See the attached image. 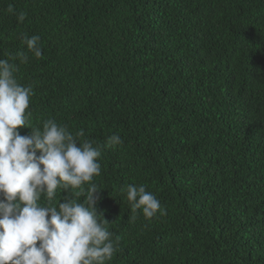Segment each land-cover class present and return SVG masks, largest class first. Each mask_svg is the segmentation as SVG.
I'll list each match as a JSON object with an SVG mask.
<instances>
[{
	"label": "trees",
	"instance_id": "obj_1",
	"mask_svg": "<svg viewBox=\"0 0 264 264\" xmlns=\"http://www.w3.org/2000/svg\"><path fill=\"white\" fill-rule=\"evenodd\" d=\"M0 59L33 87L21 135L53 119L100 148L106 264H264V0H0ZM130 184L167 214L133 219Z\"/></svg>",
	"mask_w": 264,
	"mask_h": 264
},
{
	"label": "clouds",
	"instance_id": "obj_2",
	"mask_svg": "<svg viewBox=\"0 0 264 264\" xmlns=\"http://www.w3.org/2000/svg\"><path fill=\"white\" fill-rule=\"evenodd\" d=\"M7 12L16 14L11 4ZM25 18L20 11L18 21ZM23 41L34 57L42 56L38 35ZM11 59L26 64L29 57L21 51ZM18 71L17 64L0 59V264H106L120 238L112 239L110 223L96 208L100 190L92 181L101 173V150L90 140L77 139L83 130L73 134L53 119L44 120L42 130L30 127V134L21 135L18 128L31 116L26 109L34 92L31 85L18 83ZM122 143L113 133L104 146ZM58 190H73L77 199L53 203ZM121 192L126 193L133 219L138 210L146 220L157 212L167 214L145 185L130 184Z\"/></svg>",
	"mask_w": 264,
	"mask_h": 264
}]
</instances>
